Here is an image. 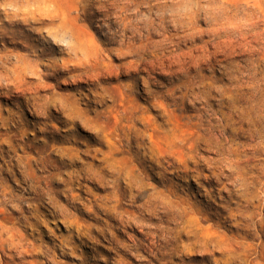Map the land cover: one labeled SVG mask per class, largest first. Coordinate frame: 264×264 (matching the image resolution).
Wrapping results in <instances>:
<instances>
[{"label": "clouds", "instance_id": "9594fccd", "mask_svg": "<svg viewBox=\"0 0 264 264\" xmlns=\"http://www.w3.org/2000/svg\"><path fill=\"white\" fill-rule=\"evenodd\" d=\"M0 264H264V0H0Z\"/></svg>", "mask_w": 264, "mask_h": 264}]
</instances>
